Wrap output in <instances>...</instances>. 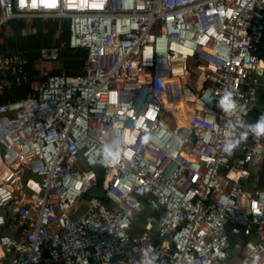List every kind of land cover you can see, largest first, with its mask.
<instances>
[{"label": "built area", "instance_id": "built-area-1", "mask_svg": "<svg viewBox=\"0 0 264 264\" xmlns=\"http://www.w3.org/2000/svg\"><path fill=\"white\" fill-rule=\"evenodd\" d=\"M14 20L21 37L38 33L34 20L68 22L67 41L39 49L40 66L59 62L66 46L86 56L81 74L41 70L30 96L0 103V264H132L149 255L155 264L233 256L252 264L254 253L264 256V138L223 153L230 118L216 104L231 90L232 119L250 123L264 71V0H0V29ZM29 65L24 52L0 49V97L29 82ZM205 95L214 99L202 107ZM182 99L184 127L179 109L166 106ZM145 129L157 142H140ZM113 130L135 134L116 171L98 162ZM81 199L86 210L72 217ZM143 202L161 220L141 224L134 214Z\"/></svg>", "mask_w": 264, "mask_h": 264}, {"label": "trees", "instance_id": "trees-1", "mask_svg": "<svg viewBox=\"0 0 264 264\" xmlns=\"http://www.w3.org/2000/svg\"><path fill=\"white\" fill-rule=\"evenodd\" d=\"M33 25L37 27L38 33L28 37H21L19 31L22 28V24L15 20L9 22L7 29H0V49L11 50L14 52H24L32 64L38 60L39 49L42 47L57 46L61 41L68 40L69 27L68 22L66 21L57 22L55 20H48L44 22L40 20H34ZM59 31H62V33L60 36H57ZM262 44L264 45V39ZM85 56L86 55L83 50L74 51L66 46L61 50L59 56L61 69L58 71H53L52 73L64 71L68 75L81 74ZM44 80L45 79L40 76V71L38 69H34L29 73V82L16 87L6 96L0 97V103L30 96L33 92V88L44 82ZM259 115L260 113L257 111V109H255L249 115V119L251 118L252 122L254 123ZM259 174L261 175L262 171H260ZM143 205V210L139 213L138 217H142V219H144V215H153L157 220H161L162 216L160 209H150L145 202H143ZM133 222L135 227L139 226L140 229L142 228L141 224L137 221V217L133 218ZM227 234L229 247L233 248L237 238L231 234L229 228Z\"/></svg>", "mask_w": 264, "mask_h": 264}, {"label": "clouds", "instance_id": "clouds-1", "mask_svg": "<svg viewBox=\"0 0 264 264\" xmlns=\"http://www.w3.org/2000/svg\"><path fill=\"white\" fill-rule=\"evenodd\" d=\"M131 2V0H129ZM214 97L205 95L201 100V106L203 103H212ZM217 107L221 112L229 117L225 125V135L222 140L221 151L226 154H232L241 143L247 141L249 136L260 139L264 138V114H261L254 123L245 125L242 121L232 119L239 111V103L235 97V94L231 90H224L220 92L219 99L216 101ZM151 115V113H149ZM206 120L209 123L216 121L214 114H208ZM122 127V126H119ZM143 127V120L137 121V128ZM246 128V131L241 129ZM125 133H127V142L125 140ZM108 138L100 145L101 158L98 161L100 165L110 168L113 171L118 170L124 164L125 157L131 158V150H125V143L132 144L134 140V133L128 131L117 132L113 130L110 133H106ZM158 136L153 134L152 131L145 129L144 134L140 137V142L144 145H150L157 142ZM131 216V212L128 213ZM253 248V245H249ZM260 257L258 254L253 255L252 264H259ZM132 264H155V258L152 256H141L138 261H132Z\"/></svg>", "mask_w": 264, "mask_h": 264}, {"label": "rangeland", "instance_id": "rangeland-1", "mask_svg": "<svg viewBox=\"0 0 264 264\" xmlns=\"http://www.w3.org/2000/svg\"><path fill=\"white\" fill-rule=\"evenodd\" d=\"M189 65L191 67H194L195 66V62L193 60H190L189 61ZM51 68H55V64L54 63H51L50 68H47L46 66L42 67L43 71H49V72L51 71ZM184 94L187 97L190 95L188 91H185ZM166 104H167L166 105L167 108H169V109H175V108L179 109V113L176 114L177 119H178V125L181 126V127L186 126L187 118H186V111H185L186 108H185L184 100L182 99L180 101H173V102L169 101V102H166ZM168 118H169V123L173 124L174 123L173 119L170 116H168ZM34 179L37 180V178H34ZM94 193H98L99 194L100 190L99 189H97V190L95 189ZM86 206H87L86 200L85 199H81L78 202V204L76 205V208L72 211L71 216L75 217V216L83 215L85 210H86ZM134 215L138 217L137 214H134ZM144 216L146 217V215H144ZM140 219H141V221L143 220L142 217H140ZM136 227H137V230H140L139 226H136ZM260 260L263 261L264 260V256H261ZM260 260H259V262H260Z\"/></svg>", "mask_w": 264, "mask_h": 264}, {"label": "crops", "instance_id": "crops-1", "mask_svg": "<svg viewBox=\"0 0 264 264\" xmlns=\"http://www.w3.org/2000/svg\"><path fill=\"white\" fill-rule=\"evenodd\" d=\"M258 54H259V57H260V59L262 61L263 67H264V45L262 43H261V45L259 47ZM54 64H55V68H51L50 72L58 71V70L61 69L59 62L54 63ZM50 65H51V63L50 64H45L43 66H46L47 68H50ZM43 66H40L39 61L37 60L36 62H33L32 64L30 63L29 70H30V72L33 71L34 69H38L39 71H41V70H43L42 69ZM256 109L260 113V115L264 114V71H263V76L259 80L258 99H257V108ZM249 121H250V123H253L251 118L249 119ZM150 216H152V215H147L146 217H144V219L142 220L141 224L144 225L146 223V219L148 217H150ZM1 262H2V264H9V259L1 258ZM229 264H238V261H237L236 257L233 256L231 258ZM259 264H264V260L263 261L260 260Z\"/></svg>", "mask_w": 264, "mask_h": 264}, {"label": "water", "instance_id": "water-1", "mask_svg": "<svg viewBox=\"0 0 264 264\" xmlns=\"http://www.w3.org/2000/svg\"><path fill=\"white\" fill-rule=\"evenodd\" d=\"M178 135L184 138L187 135V130L185 128L178 129ZM103 180H104V173L102 172L97 177V183L99 188H101Z\"/></svg>", "mask_w": 264, "mask_h": 264}, {"label": "bare ground", "instance_id": "bare-ground-1", "mask_svg": "<svg viewBox=\"0 0 264 264\" xmlns=\"http://www.w3.org/2000/svg\"><path fill=\"white\" fill-rule=\"evenodd\" d=\"M186 97H187V96H186ZM188 97H189V96H188ZM188 97H187V98H188Z\"/></svg>", "mask_w": 264, "mask_h": 264}]
</instances>
